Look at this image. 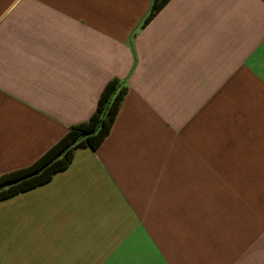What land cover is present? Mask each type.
I'll use <instances>...</instances> for the list:
<instances>
[{
    "label": "crops",
    "instance_id": "0c3cea01",
    "mask_svg": "<svg viewBox=\"0 0 264 264\" xmlns=\"http://www.w3.org/2000/svg\"><path fill=\"white\" fill-rule=\"evenodd\" d=\"M0 0V175L127 87L109 135L0 201V264H264V0Z\"/></svg>",
    "mask_w": 264,
    "mask_h": 264
},
{
    "label": "trees",
    "instance_id": "16d2710c",
    "mask_svg": "<svg viewBox=\"0 0 264 264\" xmlns=\"http://www.w3.org/2000/svg\"><path fill=\"white\" fill-rule=\"evenodd\" d=\"M169 0H152L147 23ZM127 87L114 78L103 88L92 115L73 124L67 132L31 165L0 175V201L50 181L66 169L78 148L96 150L109 135L119 112Z\"/></svg>",
    "mask_w": 264,
    "mask_h": 264
}]
</instances>
